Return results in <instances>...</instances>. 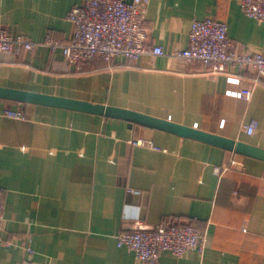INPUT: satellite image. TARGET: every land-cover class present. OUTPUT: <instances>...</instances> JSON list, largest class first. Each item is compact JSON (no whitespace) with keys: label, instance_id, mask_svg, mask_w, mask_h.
<instances>
[{"label":"crops","instance_id":"0c3cea01","mask_svg":"<svg viewBox=\"0 0 264 264\" xmlns=\"http://www.w3.org/2000/svg\"><path fill=\"white\" fill-rule=\"evenodd\" d=\"M82 2L0 0V20L33 42H67L68 16ZM207 18L225 22L243 52H264V24L233 0H150L147 45L186 49L193 21ZM0 63L1 89L128 110L264 150V78L252 69L212 75L147 55L76 71L49 47ZM0 191V264H141L117 236L164 219L195 226L205 252H164L161 264H264V161L169 131L0 99Z\"/></svg>","mask_w":264,"mask_h":264},{"label":"built area","instance_id":"2783aa9c","mask_svg":"<svg viewBox=\"0 0 264 264\" xmlns=\"http://www.w3.org/2000/svg\"><path fill=\"white\" fill-rule=\"evenodd\" d=\"M150 0H83L72 8L68 19L73 25V36L67 42H54L47 36L45 42H33L23 35L11 34L0 20V58L33 53L38 47L60 50L64 61L80 71L83 63L96 59L112 61L122 57L137 62L144 56H171L195 62L208 68L212 75H225L231 70L244 72L252 69L258 78H264V52L249 54L240 50L228 36L225 22L207 18L195 20L189 33L186 49L166 54L161 46L150 49L147 45L148 31L145 26L146 9ZM243 13L264 24V0H233ZM1 66V63H0ZM12 118L21 119L22 114L10 112ZM255 125L245 127L252 135ZM137 145L153 147L151 143ZM219 173V170H216ZM3 195L0 191V234L5 221ZM117 247L131 250L141 264H161V255L169 252L177 258L187 253L203 254L205 244L201 232L190 223L164 219L153 228H138L131 233L117 236ZM29 255L33 252L28 249ZM24 264H32L25 260Z\"/></svg>","mask_w":264,"mask_h":264},{"label":"water","instance_id":"95a60500","mask_svg":"<svg viewBox=\"0 0 264 264\" xmlns=\"http://www.w3.org/2000/svg\"><path fill=\"white\" fill-rule=\"evenodd\" d=\"M0 99L19 102L21 106L25 103H34L52 107L69 109L82 113H93L103 115L113 119H121L129 122L131 125L140 124L146 127L162 131L172 132L182 138L193 139L199 142L216 146L225 150L234 151L237 154L252 157L264 161V150L251 147L242 143H236L225 138L200 132L184 126L168 123L162 120L154 119L132 111L94 105L88 102L67 100L58 97L37 95L16 90H7L0 88Z\"/></svg>","mask_w":264,"mask_h":264}]
</instances>
